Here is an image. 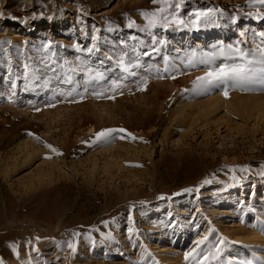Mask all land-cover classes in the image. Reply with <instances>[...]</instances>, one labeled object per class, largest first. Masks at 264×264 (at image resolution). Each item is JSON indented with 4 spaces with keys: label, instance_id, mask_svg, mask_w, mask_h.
Returning <instances> with one entry per match:
<instances>
[{
    "label": "rangeland",
    "instance_id": "374dc122",
    "mask_svg": "<svg viewBox=\"0 0 264 264\" xmlns=\"http://www.w3.org/2000/svg\"><path fill=\"white\" fill-rule=\"evenodd\" d=\"M176 2L186 22L196 11L220 12L198 28L147 29L141 13L162 7L153 0H0V264H264V91H197L193 81L206 69L182 63L218 44L252 47V33L264 32V6ZM77 44L98 51L89 56ZM153 46L158 54L142 55ZM124 54L140 56L142 67L105 92L123 75L116 62ZM77 57L104 61V88L65 97L54 95L55 81L25 79L26 64ZM165 58L179 71L165 72ZM221 97L232 108L212 109ZM109 128L126 132L95 140Z\"/></svg>",
    "mask_w": 264,
    "mask_h": 264
},
{
    "label": "snow or ice",
    "instance_id": "6c2138e0",
    "mask_svg": "<svg viewBox=\"0 0 264 264\" xmlns=\"http://www.w3.org/2000/svg\"><path fill=\"white\" fill-rule=\"evenodd\" d=\"M153 3H160V7L157 11L147 12L144 11L141 14L147 21V29H152L160 27L167 29L173 25L184 26L191 28H198L203 26L202 21L205 22H214L211 21V17L216 13L220 12L219 9L210 8L207 11H196L189 15L188 21L181 19L178 14V10L181 7L180 2L173 0L172 3H169L168 0H153ZM253 6L260 5L264 6V0H251ZM170 10V11H169ZM222 14V12H221ZM264 19V17H260ZM134 22L130 21L128 27H132ZM110 30H114L111 29ZM243 35V33H241ZM92 40L95 41L96 37L93 36ZM4 42H0L2 44ZM10 43V42H9ZM157 43H163V41H157ZM243 45V46H242ZM252 47L247 46V42L244 40H239L235 44H218L214 45L210 51H192L185 55L182 60V63L186 67L196 68L203 66L206 70L202 76L196 77L193 81V88L197 91H208L213 88H220L223 90L224 96L227 98L229 90L240 89L244 91H264V32H253L252 33ZM45 49H51L53 46L51 44L43 45ZM77 51L86 52L89 56H92L98 51V48L95 44L89 48H82L80 45H73ZM159 50L153 46L149 51L142 53L144 56H151L153 54H158ZM105 59H108L105 57ZM140 56H136L133 60L131 57H128L127 54L120 56L117 59L116 67L121 71L123 75L118 77L115 80L108 81L106 91L115 92L122 86V81L127 80L131 77H136L137 72L133 69H140L142 65L140 64ZM219 61V63H217ZM41 66H37L34 69H31L29 65H25L26 69H29L28 75L25 79L28 81V84H31L34 81H38L43 76L42 86L47 87L53 81L57 83L58 89L60 85L70 86L67 92L54 90V95H63L73 96L78 95L83 98V95L86 94L90 88L101 87L104 88L102 81H107V73L109 69L104 67V61L100 60L98 64H91L86 59L77 57V62L74 64L68 60H64L63 63H59L54 60H44L40 61ZM165 68L164 71L168 72L169 69L173 71H179L175 67L173 61L165 58ZM155 72L159 78L160 70L155 69ZM83 73L84 78L82 81H78L76 77ZM50 74V75H49ZM170 78L175 79V76ZM147 85V79L140 78L138 83V90H145ZM11 87L15 89L16 84L12 82ZM83 88V92H80L79 89ZM25 90H28V85L26 84ZM105 92H97L93 90V94L97 97L104 96ZM114 99V96L108 97ZM48 106H54L48 105ZM40 111V109H37ZM125 129H103L95 134L96 141H104L105 143H110L113 139H116L117 136L114 134L125 133ZM31 135V133H29ZM131 136L130 133H128ZM118 138L125 139L124 135H120ZM132 139H136L132 137ZM51 148V145H48ZM52 151L56 154L59 153L55 148H52ZM48 158V157H46ZM241 171H247V169H241ZM203 183H208L205 180ZM193 191L199 192V187L186 188L183 189L184 193H192ZM174 195H180V193H175ZM163 198V197H161ZM105 224L108 222L105 221ZM89 231H92L90 229ZM210 231H215V229H210ZM261 231H264V225L261 226ZM74 236H80V233H73ZM208 239V236L205 235L201 239L195 241L196 247L189 253L185 254V260H188L190 256L196 254V250L200 248ZM223 243V240H221ZM14 247V246H13ZM67 247L71 249V254L75 256L76 246L74 243L69 241ZM222 249H218V252ZM205 260L209 259L207 256L204 257ZM137 264H142V262H137ZM229 264H235V262H229ZM239 264H253L251 260H245L239 262ZM260 264V262H257Z\"/></svg>",
    "mask_w": 264,
    "mask_h": 264
},
{
    "label": "bare ground",
    "instance_id": "6f19581e",
    "mask_svg": "<svg viewBox=\"0 0 264 264\" xmlns=\"http://www.w3.org/2000/svg\"><path fill=\"white\" fill-rule=\"evenodd\" d=\"M229 103H230V102H229ZM229 103L225 101V98L223 99V97H221V98H219V99L216 100V102L214 103V105H212V109L216 110V109L220 108V107L223 106V105H225V107L232 108V107H231L232 105L230 106ZM231 103H232V102H231ZM229 106H230V107H229ZM255 108H258V105H255V106L253 107L254 110H255ZM254 110H253V111H254Z\"/></svg>",
    "mask_w": 264,
    "mask_h": 264
}]
</instances>
